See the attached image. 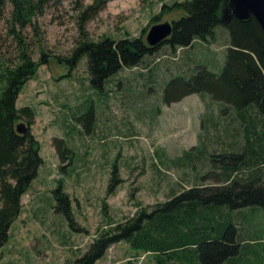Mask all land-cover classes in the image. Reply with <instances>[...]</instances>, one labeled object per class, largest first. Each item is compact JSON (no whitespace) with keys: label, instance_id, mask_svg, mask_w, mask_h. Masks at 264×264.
<instances>
[{"label":"rangeland","instance_id":"1","mask_svg":"<svg viewBox=\"0 0 264 264\" xmlns=\"http://www.w3.org/2000/svg\"><path fill=\"white\" fill-rule=\"evenodd\" d=\"M173 1L177 0H105L100 10L83 22L84 35L94 41L104 36L138 35L146 25L147 31L157 23L150 18L159 11L158 21L162 22L181 16L182 12L174 9L163 12V5ZM94 2L47 0L33 20L40 42L33 39L34 27L29 29L34 60L40 57V50L52 56L23 84L16 102L18 108L28 105L36 114L30 127L41 142L43 162L21 198L20 216L11 224L9 241L0 248V264H69L87 250L99 231L137 215L141 207L150 211L179 190L214 183L206 176L212 162L209 154L221 151L226 141H243L239 123L232 122L240 120L232 115L237 111L225 102L198 93L165 104V82L173 75L190 76L197 64L221 72L228 44L220 32L215 40L196 39L190 48L175 51L162 46L144 57L139 66L123 67L105 82L103 91L89 86L87 54L72 70L70 63L56 62L59 55L70 57L82 39L80 9ZM8 24L9 20L0 19V38L5 40L7 57H15ZM144 35L146 39V32ZM89 109L96 113L95 127L88 130L83 123L91 118L86 116ZM20 121L27 126L26 120ZM263 128L259 121L256 129ZM53 138H64L74 152L65 169L60 168ZM198 148L204 153L196 155ZM114 160L121 180L108 195ZM60 182L72 200L80 231L73 230L54 210V189ZM242 208L233 212L240 213ZM260 211L255 216L259 231L249 245L258 248V253L249 254L241 264H264V209ZM185 251L195 253L190 247ZM154 254L118 241L95 264L188 263L183 259L172 262L169 254Z\"/></svg>","mask_w":264,"mask_h":264},{"label":"trees","instance_id":"2","mask_svg":"<svg viewBox=\"0 0 264 264\" xmlns=\"http://www.w3.org/2000/svg\"><path fill=\"white\" fill-rule=\"evenodd\" d=\"M222 1L177 0L163 5V12L174 9L182 14L171 20V36L155 46L146 42L144 34L148 25L138 35L90 40L84 35L83 22L95 15L106 2L95 0L93 4L79 8L82 39L74 45L70 57L59 55L52 59L70 63L72 70L78 59L87 54L89 86L102 91L105 82L123 67L139 66L144 57L158 52L164 45L177 51L192 47L196 39L201 42L217 39L221 28L229 31L225 37L228 44L226 60L219 74L197 64L196 71L190 76L173 75L169 78L163 93L167 105L188 94L198 93L208 94L216 102L227 103L237 111L232 115L241 121L232 116L235 118L232 122L239 123L238 131L244 133V138L242 142L226 141L221 151L209 154L212 162L206 176H210L214 183L179 190L164 202L155 204L150 211L141 207L137 215L99 231L87 250L69 264H95L118 241H127L132 247L154 252L156 256L169 254L172 262L183 259L188 261L187 264L195 261L200 264H241L252 254L253 247L249 245L255 241V236L245 237L249 231L245 222L256 224L258 215L253 213L246 218L242 210L264 209V128L262 131L256 129L259 121L264 126V31L253 16L245 21L232 17L224 23L219 19ZM46 2L0 0V19L10 22L8 35L16 52L15 57H7L5 40L0 38V248L9 241L11 224L20 216L23 207L21 198L37 177L43 162L41 142L30 127L36 114L28 105L18 108L16 101L23 84L32 79L38 68L47 64L52 56L49 51L40 50V57L34 60L27 36L29 29L34 27L33 39L40 42L33 20L45 8ZM160 16L159 11L151 16L150 22H158ZM95 113L90 109L86 113L91 117L83 123L88 130L95 127ZM21 119L26 120L28 127L24 134L15 127L17 122H22ZM53 144L60 168L65 169L71 164L74 152L66 146L64 138H53ZM201 151L202 148H198L196 155L204 153ZM117 167L114 160L107 185L108 195L114 193L121 180ZM68 194L60 182L54 189L57 201L54 210L66 218L73 230L80 231L82 228L75 223ZM241 208L240 213L233 212ZM189 247L195 253L185 251Z\"/></svg>","mask_w":264,"mask_h":264},{"label":"water","instance_id":"3","mask_svg":"<svg viewBox=\"0 0 264 264\" xmlns=\"http://www.w3.org/2000/svg\"><path fill=\"white\" fill-rule=\"evenodd\" d=\"M221 6L219 19L224 23H228L233 16L241 21L253 16L259 21L264 31V0H224ZM172 28L171 21H158L146 31V42L150 46L157 45L160 41H164L171 36ZM15 127L21 134H24L28 129L24 122H17Z\"/></svg>","mask_w":264,"mask_h":264},{"label":"crops","instance_id":"4","mask_svg":"<svg viewBox=\"0 0 264 264\" xmlns=\"http://www.w3.org/2000/svg\"><path fill=\"white\" fill-rule=\"evenodd\" d=\"M220 32H221L220 34H222L223 36L227 37V33L224 30V28H221ZM216 37H217V35H216ZM260 210H262V209H259V208H256V207H253V208H250V209H243L242 210L243 211L242 214H244V216L247 218L248 216L253 215V213H256V215L260 214L262 212ZM245 224H246V226H248V230H249V231L246 232L245 237H247V238L248 237H254L255 236V231L256 230L259 231L258 227L256 226V224L251 225L248 222H245ZM254 226H256V227H254ZM258 250H259L258 248H256V247L254 248L253 247L252 250H250V251H251L252 254H255V253H258Z\"/></svg>","mask_w":264,"mask_h":264},{"label":"flooded vegetation","instance_id":"5","mask_svg":"<svg viewBox=\"0 0 264 264\" xmlns=\"http://www.w3.org/2000/svg\"><path fill=\"white\" fill-rule=\"evenodd\" d=\"M234 17V16H233ZM231 19H232V17H231Z\"/></svg>","mask_w":264,"mask_h":264}]
</instances>
